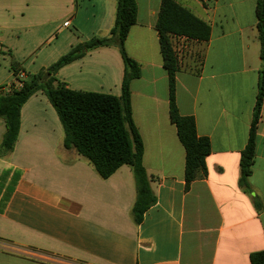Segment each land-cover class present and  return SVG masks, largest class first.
Segmentation results:
<instances>
[{"label": "crops", "instance_id": "obj_1", "mask_svg": "<svg viewBox=\"0 0 264 264\" xmlns=\"http://www.w3.org/2000/svg\"><path fill=\"white\" fill-rule=\"evenodd\" d=\"M135 1L124 48L140 67L130 104L154 205L135 224L130 167L102 179L65 149L56 111L37 91L20 109L12 150H0V264H250V254L264 251V99L248 190L239 185L261 68L257 0H176L210 28L206 42L182 37L173 49L176 107L210 143L206 174L187 189L155 29L161 0ZM115 7L116 0H0V90L13 80L12 62L37 74L78 44L107 36ZM184 41L190 50L178 52ZM123 73L117 47L106 46L55 78L70 90L120 96ZM4 132L0 118V143Z\"/></svg>", "mask_w": 264, "mask_h": 264}, {"label": "trees", "instance_id": "obj_2", "mask_svg": "<svg viewBox=\"0 0 264 264\" xmlns=\"http://www.w3.org/2000/svg\"><path fill=\"white\" fill-rule=\"evenodd\" d=\"M136 16L135 0H116L114 21L107 36L94 37L78 44L37 74L24 73L16 62H12L13 80L6 90H0V118L5 125L0 150L1 153L12 150L18 136L22 105L31 95L42 91L55 109L62 126V145L65 149H74L102 179L108 178L122 165L130 167L136 193L130 213L133 222L139 224L144 212L154 205L156 198L151 188V178L142 164L143 144L132 119L130 104V82L139 77L140 67L127 56L124 43L130 27L136 22ZM255 16L261 68L248 141L239 162V185L244 190H248L247 178L254 159L255 126L264 99V0H257ZM155 29L168 76L170 121L176 128V135L185 152L184 181L187 189L191 182L205 176V158L210 153V143L206 137L197 136L194 118L180 115L176 107L178 62L172 38L206 42L210 28L176 0H161ZM106 46L117 47L124 63L120 96L70 90L55 78L58 69L84 52ZM44 74L49 76L42 82ZM249 262L264 264V251L250 254Z\"/></svg>", "mask_w": 264, "mask_h": 264}, {"label": "rangeland", "instance_id": "obj_3", "mask_svg": "<svg viewBox=\"0 0 264 264\" xmlns=\"http://www.w3.org/2000/svg\"><path fill=\"white\" fill-rule=\"evenodd\" d=\"M179 1H181V0H179ZM190 47H191V44L189 42L184 41V42H182V48H183V49H181L182 51H178V52H181V53H183L184 51L188 52L190 50ZM196 53L199 54V50H197Z\"/></svg>", "mask_w": 264, "mask_h": 264}, {"label": "built area", "instance_id": "obj_4", "mask_svg": "<svg viewBox=\"0 0 264 264\" xmlns=\"http://www.w3.org/2000/svg\"><path fill=\"white\" fill-rule=\"evenodd\" d=\"M67 24H68V22H65L63 25L66 26ZM181 38H182V37H173V38H172V40H174V41L177 42V43L175 42V44L173 45V49H174V50L178 48L177 45L180 46L178 42H179V40H180ZM175 51H176V50H175Z\"/></svg>", "mask_w": 264, "mask_h": 264}, {"label": "water", "instance_id": "obj_5", "mask_svg": "<svg viewBox=\"0 0 264 264\" xmlns=\"http://www.w3.org/2000/svg\"><path fill=\"white\" fill-rule=\"evenodd\" d=\"M49 74H44L42 77V82H45L48 78Z\"/></svg>", "mask_w": 264, "mask_h": 264}]
</instances>
